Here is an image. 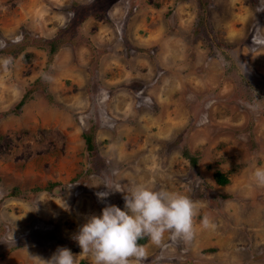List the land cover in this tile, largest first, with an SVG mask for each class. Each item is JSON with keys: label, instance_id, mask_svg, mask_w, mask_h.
Returning a JSON list of instances; mask_svg holds the SVG:
<instances>
[{"label": "rangeland", "instance_id": "1", "mask_svg": "<svg viewBox=\"0 0 264 264\" xmlns=\"http://www.w3.org/2000/svg\"><path fill=\"white\" fill-rule=\"evenodd\" d=\"M96 3L0 0V264H92L80 227L125 203L104 183L199 202L141 264H264V0Z\"/></svg>", "mask_w": 264, "mask_h": 264}, {"label": "clouds", "instance_id": "2", "mask_svg": "<svg viewBox=\"0 0 264 264\" xmlns=\"http://www.w3.org/2000/svg\"><path fill=\"white\" fill-rule=\"evenodd\" d=\"M254 43L264 44V41ZM252 176L257 186L264 187V165L257 166ZM104 185L125 193V203L124 209L105 206L101 215H92L80 227L75 237L82 249L80 254H90L92 264H141L147 256V249L140 244L145 237L159 245L165 233L186 243L196 235L195 218L200 205L188 195L157 189L150 183L136 184L127 191L116 184ZM110 194V191L96 193L101 201ZM201 226L215 227L207 217ZM77 257L70 249L60 248L45 264H79Z\"/></svg>", "mask_w": 264, "mask_h": 264}, {"label": "trees", "instance_id": "3", "mask_svg": "<svg viewBox=\"0 0 264 264\" xmlns=\"http://www.w3.org/2000/svg\"><path fill=\"white\" fill-rule=\"evenodd\" d=\"M96 4L99 5V0H97V3ZM98 9L101 10V7H99ZM43 41L44 42H47V44H49L48 53H49V56H52L55 53V51L57 49V46H58V43H57L56 39L55 38H51V39H46V40H43ZM22 101L23 100H21V102ZM85 138H86L87 148L88 149H91L93 147V139H92V136L90 134H88V135H85ZM189 157H190V160L194 163V159L191 158V156H189ZM213 176H214L215 181L218 184H225V183L228 182V177L223 172H221L219 170H216L213 173ZM146 240H147V237H145L144 239H142L140 241V244H144Z\"/></svg>", "mask_w": 264, "mask_h": 264}]
</instances>
